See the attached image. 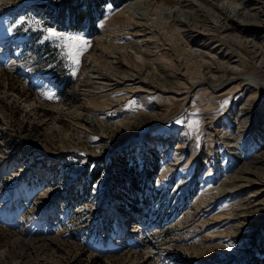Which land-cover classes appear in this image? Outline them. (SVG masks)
<instances>
[{"label": "rangeland", "instance_id": "374dc122", "mask_svg": "<svg viewBox=\"0 0 264 264\" xmlns=\"http://www.w3.org/2000/svg\"><path fill=\"white\" fill-rule=\"evenodd\" d=\"M121 1L0 0V252L14 253L1 264H264L263 187L232 180L254 160L264 176V92L201 85L184 101L91 80L89 69H114L113 51L135 43L118 15L137 0ZM48 30L89 41L78 65ZM156 48L166 73L171 53ZM46 68L63 101L20 79ZM133 217L143 236L131 224L123 234Z\"/></svg>", "mask_w": 264, "mask_h": 264}, {"label": "bare ground", "instance_id": "6f19581e", "mask_svg": "<svg viewBox=\"0 0 264 264\" xmlns=\"http://www.w3.org/2000/svg\"><path fill=\"white\" fill-rule=\"evenodd\" d=\"M120 17L123 19L124 28L132 32L135 43L129 45V49L133 46L129 50L131 53L126 50L113 51L111 57L115 59L114 69L108 64L102 67L97 64L88 70L89 78L100 85L107 86L112 82L125 87L135 83L141 84L142 88L148 85L149 89L143 88L145 93H171L172 97L184 94L179 98L184 101L192 90L201 85L211 92L224 90L222 94L230 91L235 93L241 87L247 88L250 97L264 92V0H137L119 13L118 18ZM8 32L9 30L5 33ZM5 35L2 38H5ZM157 46L171 53L166 73H162L166 67L164 62L158 63L155 60L159 51ZM150 62H153L155 70L144 73L147 63ZM246 63L253 66V71L249 74L239 70H244ZM17 66L18 63L13 61L7 67L13 72H18ZM100 69L103 72H100ZM51 76L53 78L56 75ZM22 80L24 81L23 78ZM41 82L40 78L38 83ZM180 84L187 86L183 92L174 89ZM55 87L58 94H63L60 87ZM226 88H229L228 92L225 91ZM139 89L132 87L128 91L134 94ZM121 90L126 91L124 88ZM140 90L141 93L144 92ZM65 97L66 94L62 101ZM245 105L243 107H246ZM61 107L76 115V110L72 109L70 103H63ZM0 118L5 122L1 107ZM243 119L241 124L245 122ZM57 121L58 118L52 120L54 127L57 126ZM255 163L254 160L241 167L237 171V177H232V180L242 182L240 187L255 189L259 184L264 190V176L257 177L261 173H258L260 171L254 166ZM257 194L252 196L256 197ZM129 224L134 225V233L141 235L143 228L136 217L129 219ZM131 225L128 229L125 226L121 228L123 234L131 230ZM21 243V239L15 237L12 246L18 251ZM13 254L10 249L0 252V264L6 258L11 259ZM16 255H19V252H16ZM20 263L14 261V264Z\"/></svg>", "mask_w": 264, "mask_h": 264}, {"label": "snow or ice", "instance_id": "6c2138e0", "mask_svg": "<svg viewBox=\"0 0 264 264\" xmlns=\"http://www.w3.org/2000/svg\"><path fill=\"white\" fill-rule=\"evenodd\" d=\"M47 38L54 41H61L59 46L64 50L63 54L65 58L74 66L79 64L80 56L83 55L89 46V41L80 34L58 33L54 30H48ZM72 74L75 75L74 72ZM42 95L50 100L54 98L53 94L48 92H44ZM176 122L181 123L180 120H177ZM189 128L198 130V122L193 121L189 124Z\"/></svg>", "mask_w": 264, "mask_h": 264}, {"label": "trees", "instance_id": "16d2710c", "mask_svg": "<svg viewBox=\"0 0 264 264\" xmlns=\"http://www.w3.org/2000/svg\"><path fill=\"white\" fill-rule=\"evenodd\" d=\"M125 0H122L120 3H124ZM155 170H157V166L155 165ZM97 175H99L98 171H94V173L92 174V178L93 179H96Z\"/></svg>", "mask_w": 264, "mask_h": 264}]
</instances>
